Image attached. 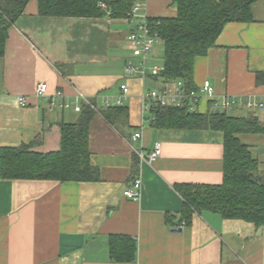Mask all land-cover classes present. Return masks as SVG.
<instances>
[{
  "label": "crops",
  "instance_id": "1",
  "mask_svg": "<svg viewBox=\"0 0 264 264\" xmlns=\"http://www.w3.org/2000/svg\"><path fill=\"white\" fill-rule=\"evenodd\" d=\"M143 1L152 18L177 16L173 0ZM38 5L30 0L10 26L0 57V149L29 144L42 135L34 151L57 152L61 126L80 124L88 109L89 150L99 181L0 179V264H264V229L211 212L194 213L190 224L183 220L179 186L223 182L224 134L152 125L142 99L148 81L157 87L153 67L147 66L152 58L145 65L146 78L125 75L127 63L138 62L128 42L133 25L108 16H41ZM252 15L250 23L226 25L216 47L195 60L197 89L210 81L216 99L264 104V84L257 83V74L264 73V0L254 4ZM39 83L47 84L48 98L36 96ZM122 84L130 87L127 101L121 107L106 106L121 95ZM57 92L63 97L57 98ZM49 100L71 107L51 108ZM209 102L201 100V114L209 112ZM232 111L256 116L264 124V107ZM135 133L142 135L138 142L132 140ZM239 138L258 160L264 180V134ZM157 144L162 154L156 161L139 159L135 149L148 155ZM135 179L142 182L137 201L124 196ZM113 237L135 243L134 261L111 255Z\"/></svg>",
  "mask_w": 264,
  "mask_h": 264
},
{
  "label": "trees",
  "instance_id": "2",
  "mask_svg": "<svg viewBox=\"0 0 264 264\" xmlns=\"http://www.w3.org/2000/svg\"><path fill=\"white\" fill-rule=\"evenodd\" d=\"M30 0H0V57L5 52L8 30L25 12ZM137 0H38L39 14L50 17L102 18L127 20ZM258 0H173L178 13L174 18H152L164 43L165 72L158 81H182L185 90H196L194 64L216 47L226 25L250 23ZM105 5V9L101 7ZM264 84V73L257 74ZM92 111L85 109L80 124L61 126V149L38 153L39 135L29 144L0 149V179L52 180L66 182L99 181V170L91 163L89 133ZM152 125L158 129L213 130L224 134V178L220 185H181L185 200L183 220L190 224L194 213L211 212L223 219L242 220L264 229V180L259 162L250 147L240 141L243 134H264V124L256 117H235L209 110L191 113L187 108L154 110ZM134 173L138 168L135 166ZM135 181V180H134ZM111 255L132 262L136 245L129 238L113 237ZM125 249V250H124Z\"/></svg>",
  "mask_w": 264,
  "mask_h": 264
},
{
  "label": "built area",
  "instance_id": "3",
  "mask_svg": "<svg viewBox=\"0 0 264 264\" xmlns=\"http://www.w3.org/2000/svg\"><path fill=\"white\" fill-rule=\"evenodd\" d=\"M101 7L105 9V5L101 4ZM127 21L133 25V29L128 35V42L131 45L133 57L138 62L130 61L127 63L125 69V75L127 77H133L138 73L142 74L143 78L147 77L146 63L149 56L153 53L154 45L161 40L158 28L161 22L158 20H152L151 17L145 12V2L143 0H137L132 8V11ZM165 72L164 66H158L152 68V76L156 77ZM48 87L46 83H39L36 88V96L38 98H48ZM57 98H62L63 94L57 92L55 94ZM130 96V87L128 84L121 85V95L114 101L113 104L105 102L106 106H123ZM78 97L82 98L87 105L93 109L95 107L92 103L84 97L81 93ZM203 98H207L210 102V110L217 113H226L227 111L234 109L238 106H244L245 108L253 111L257 108L262 109L263 103H257L251 99L239 101L236 98L224 97L222 100L216 99L215 89L211 85L210 81H205L200 89L187 92L182 81H158L157 87L148 91H145L142 95L144 111L149 113L151 121L155 120L154 110L156 108L164 109H181L187 108L191 113H200L199 104ZM20 104L23 107L28 105L26 99H19ZM50 101V107L55 108L59 106L63 110L70 109L71 105L67 103H56ZM76 112H81V108L76 106ZM142 138L141 133H135L132 136L133 142H138ZM135 152L139 156L141 161L154 162L162 154V147L157 144L155 150L148 155L139 152L135 149ZM142 182L140 179H135L131 187L124 191V196L133 201H137L141 197Z\"/></svg>",
  "mask_w": 264,
  "mask_h": 264
},
{
  "label": "rangeland",
  "instance_id": "4",
  "mask_svg": "<svg viewBox=\"0 0 264 264\" xmlns=\"http://www.w3.org/2000/svg\"><path fill=\"white\" fill-rule=\"evenodd\" d=\"M164 55H165V48H164V43L160 40L157 42L154 47H153V54L149 56V58H152L151 61L147 63V66L151 67H158L162 66L164 63ZM155 86L153 83L150 81L147 82V91L149 89H153ZM233 109L229 110L226 112L227 115L229 116H235V117H243V116H236V112L232 111ZM207 111V110H205ZM238 112V111H237ZM245 116H248V112H245Z\"/></svg>",
  "mask_w": 264,
  "mask_h": 264
}]
</instances>
